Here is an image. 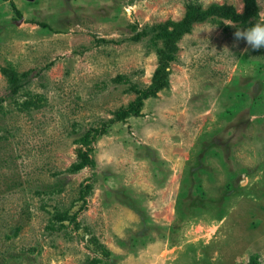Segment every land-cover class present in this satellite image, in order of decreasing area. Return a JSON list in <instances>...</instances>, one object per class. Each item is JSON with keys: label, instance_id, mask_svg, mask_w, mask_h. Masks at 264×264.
Returning a JSON list of instances; mask_svg holds the SVG:
<instances>
[{"label": "rangeland", "instance_id": "rangeland-1", "mask_svg": "<svg viewBox=\"0 0 264 264\" xmlns=\"http://www.w3.org/2000/svg\"><path fill=\"white\" fill-rule=\"evenodd\" d=\"M0 0V264H264V47L211 17L147 89L160 24L244 0ZM4 68L17 72L15 90ZM81 154L94 163L77 169Z\"/></svg>", "mask_w": 264, "mask_h": 264}, {"label": "trees", "instance_id": "trees-1", "mask_svg": "<svg viewBox=\"0 0 264 264\" xmlns=\"http://www.w3.org/2000/svg\"><path fill=\"white\" fill-rule=\"evenodd\" d=\"M13 9L21 16L20 10L16 7L13 0H10ZM245 8L242 13L238 12L232 5L210 4L207 8H204L198 4H191L188 6L185 16L180 21L169 20L163 24H160L161 32H163L164 46L158 50L159 65L156 68L152 82L150 86L145 90L138 91L137 99L131 103L127 108L119 112L118 117L120 119H126L130 114H139L145 98L157 94L158 91L169 85L170 74V61L174 58L175 53L178 51V41L184 33L191 29V26L195 22L205 21L211 17L226 18L233 21H239L242 24H248L253 19L258 17V8L256 0H244ZM251 24V23H250ZM4 73L10 78L14 89H18V76L17 72L13 69L4 68ZM81 162L75 165L77 169L84 167L86 164L94 163V160L89 159V156L81 154ZM250 264H256L253 260Z\"/></svg>", "mask_w": 264, "mask_h": 264}, {"label": "clouds", "instance_id": "clouds-1", "mask_svg": "<svg viewBox=\"0 0 264 264\" xmlns=\"http://www.w3.org/2000/svg\"><path fill=\"white\" fill-rule=\"evenodd\" d=\"M233 35L236 42L243 40L252 49L264 47V16L246 28L237 26Z\"/></svg>", "mask_w": 264, "mask_h": 264}]
</instances>
